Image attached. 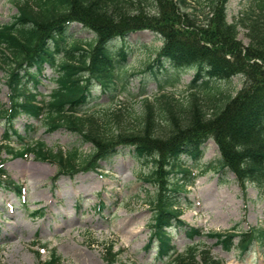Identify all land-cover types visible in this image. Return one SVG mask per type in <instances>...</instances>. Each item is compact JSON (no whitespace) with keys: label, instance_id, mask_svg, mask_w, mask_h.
<instances>
[{"label":"trees","instance_id":"16d2710c","mask_svg":"<svg viewBox=\"0 0 264 264\" xmlns=\"http://www.w3.org/2000/svg\"><path fill=\"white\" fill-rule=\"evenodd\" d=\"M192 2L201 7L200 16L188 13ZM252 2L250 9L231 24L227 20L228 0H14L17 14L10 23L0 25V59L9 69L6 84L11 92L10 106L0 109V120L6 125L3 141L9 143L15 136L23 146L17 152L10 144H2L0 149L12 157L34 154L38 160L54 163L59 167V176L98 169L99 161L117 155L120 148H132L138 161L155 164L145 180L157 188V195L149 201L155 212L149 246L158 243V259L168 258L175 251L169 229L184 230L192 241L202 239L201 230L179 219L182 211L178 196L188 191L194 177L192 168L183 164V156L193 163L200 162L206 143L212 139L220 151V157L210 164L213 169L234 173L243 192L250 182L264 188V0ZM144 5L150 12L144 10ZM74 23L97 35L87 44L88 50L78 40L67 47L68 31ZM239 26L247 30L249 46L238 42ZM137 31H151L163 43L155 63L148 67L151 73L156 76L155 65L161 70L165 64L179 74L194 70L190 89L207 93L206 101L215 104L210 114L204 107L207 104L196 94H192L187 107H178L179 112L174 110L176 100L163 96L157 101L169 128L167 133L156 121V106L146 103L138 130L119 128L110 135L105 127L112 121L118 125V116H113L115 120L108 118L100 130L96 117L81 115L80 108L92 98L94 82L104 92H116V72L126 69L131 53L125 45L113 50L109 43L118 38L125 41ZM47 66L55 75L52 79L56 88L46 103L38 99L36 89ZM239 76L244 85L236 96L223 101V97L209 94L217 84L211 81L230 82ZM27 81L33 82L35 91ZM220 101L224 104L216 110ZM43 115L50 132L65 128L80 135L92 144L93 154L80 163L76 149L68 154L54 153L46 150L43 142L27 144L14 128L15 121L21 116L39 120ZM27 129L34 131L31 125ZM2 164L0 187L20 195V185L2 180L7 177ZM172 175L176 179L172 180ZM43 214L44 210L38 212ZM207 237L216 239L226 251L236 248L245 254L257 246L264 253L263 227L241 231L235 226L232 232ZM197 248L189 246L175 263L220 264L209 252L197 259ZM105 262L122 264L113 245L106 249ZM40 264L63 263L53 251L50 259Z\"/></svg>","mask_w":264,"mask_h":264},{"label":"rangeland","instance_id":"374dc122","mask_svg":"<svg viewBox=\"0 0 264 264\" xmlns=\"http://www.w3.org/2000/svg\"><path fill=\"white\" fill-rule=\"evenodd\" d=\"M252 1L228 0V22L235 23L243 11L250 9ZM143 8L150 12L148 6ZM199 10L201 7L192 2L188 13L200 16ZM16 14L14 0H0V25L10 23ZM238 30V42L249 46L251 40L247 30L241 26ZM68 34L70 41L66 40L67 47L73 40H78L85 50L89 49L87 44L97 37L78 23L70 26ZM122 40L118 38L109 43L113 50L125 45L131 53L126 69L116 72V92H104L100 84L94 82L92 98L80 108L81 115L96 117L100 130L108 118L115 120L113 116H118V125L112 121L105 127L106 134L110 135L119 128L138 130L143 122L146 103L153 108L156 106V121L167 133L169 128L162 120L157 101L163 96L176 100L173 107L179 112V108L188 106L192 94H196L202 103L207 104L204 107L210 114L215 104L206 101L207 93L190 89L194 70L179 74L169 64L161 70L155 65V76L148 69L155 63L163 45L158 35L151 31H137ZM8 72L0 59V109L9 107ZM54 76L47 66L40 76L42 84L36 89L40 93L39 100L49 102L51 92L56 88ZM211 82L217 84L209 94L223 97V101L236 96L244 85L240 76L230 82ZM27 83L29 88H34L32 81ZM223 101L216 110L221 108ZM45 118V115L39 120L21 116L15 121L14 128L23 135L27 144L43 142L46 150L54 153L63 151L68 154L76 149L80 163L93 154L92 144L84 142L80 135L65 128L50 132ZM29 125L35 130L29 131ZM5 129L6 125L0 120V146L10 144L16 152L19 151L23 145L15 136L9 143L3 141ZM204 149V157L198 163L183 158V163L194 170L196 177L194 187H188L189 191L178 196L181 220L206 234L226 232L237 225L242 231L249 227L264 228V188L259 189L250 182L244 193L232 172H219L211 167L210 164L220 157L215 141L209 140ZM2 163L8 176L2 180L21 185L24 197L21 199L11 190L0 187V264H40L48 260L54 250L62 257L63 264H90V260L94 264H106V249L112 244L122 264H176L174 254L158 259L156 241L148 247L155 216L149 201L157 195V188L145 179L153 172L155 164L153 161H138L132 154V148H120L117 155L101 160L96 171L81 169L72 175L57 176L58 165L38 160L34 154L12 157L5 149H0ZM171 179L176 178L172 175ZM39 210H44V215H38ZM169 232L175 250L181 255L189 246L195 245L198 247V259L209 251L213 259L223 264H264V253L257 246L242 255L235 248L225 251L211 237L197 238L194 242L180 228ZM237 242L235 240V244ZM38 253H41V259Z\"/></svg>","mask_w":264,"mask_h":264},{"label":"bare ground","instance_id":"6f19581e","mask_svg":"<svg viewBox=\"0 0 264 264\" xmlns=\"http://www.w3.org/2000/svg\"><path fill=\"white\" fill-rule=\"evenodd\" d=\"M40 118H42V117H40ZM90 169H93V168H89L88 170H90ZM88 170H87V171H88ZM93 170L96 171L97 169H93ZM89 263H90V264H94L92 260H90Z\"/></svg>","mask_w":264,"mask_h":264}]
</instances>
